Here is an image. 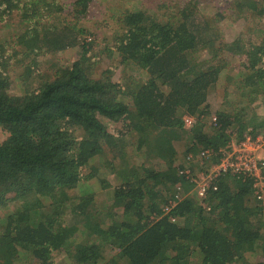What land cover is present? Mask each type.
I'll list each match as a JSON object with an SVG mask.
<instances>
[{"label":"trees","instance_id":"16d2710c","mask_svg":"<svg viewBox=\"0 0 264 264\" xmlns=\"http://www.w3.org/2000/svg\"><path fill=\"white\" fill-rule=\"evenodd\" d=\"M95 1L0 0V21L17 14L21 26L0 36V264H53L59 255L68 264H264V202L251 182L226 175L201 199L187 196L179 174L198 149L222 148L249 128L264 133V26L228 41L225 15L199 16L198 1L170 15L132 5L108 38V56L123 65L114 79V69L93 75L94 40H82ZM234 9L262 18L264 0ZM76 46L71 65L31 82L43 56ZM215 91L223 103L213 112ZM185 114L216 115L218 124L188 129ZM127 136L146 147V163L125 158ZM174 139L186 141L183 161ZM108 164L116 185L102 177ZM92 180L114 187L107 211ZM180 184L186 196L165 215Z\"/></svg>","mask_w":264,"mask_h":264},{"label":"rangeland","instance_id":"374dc122","mask_svg":"<svg viewBox=\"0 0 264 264\" xmlns=\"http://www.w3.org/2000/svg\"><path fill=\"white\" fill-rule=\"evenodd\" d=\"M189 0H96L94 5L91 6V12L86 19L81 21V24L88 29L87 33L82 36V40L87 42H93L91 46V50L87 54L90 57L91 61L95 63V73L94 76L99 75L103 70L114 69V79H118L123 76V65H121L118 61V58L113 57L110 58L108 56L107 48L112 45L109 42L108 38H111L113 33L118 28L117 18L121 16V12L127 10L132 5L141 4L145 9L149 10L151 13H156L161 15L162 13L167 12L168 15L176 6L184 5V3ZM199 3V16H208L213 17L217 13H222L225 17L219 22L220 29L223 30V37L228 41H233L234 38L240 33L245 32L246 37H249V26L250 24H255L259 26H264V15L262 18H257L256 15L250 13V10L244 11L243 17L238 18V12L234 9L235 4L238 0H194ZM245 2L246 0H240ZM248 1V0H247ZM240 12V10H239ZM247 13V15H245ZM164 16H161V18ZM165 18V17H164ZM19 16L16 14L13 19L5 18L0 21V36L2 34L11 35L15 32H18L21 28L19 24ZM13 20V21H11ZM7 26L6 24H8ZM90 38L92 41H88ZM81 48L76 46L73 48H68L67 50L57 53V54H47L43 56L40 60L39 64L36 66L39 70L34 74L36 77L31 81L33 84H39L40 82L51 78L57 68L61 66L71 65L74 60L80 57ZM39 59V58H38ZM235 62V61H234ZM237 72V71H233ZM18 83L16 87V92H20L23 90L24 83L21 80H17ZM219 91V90H217ZM215 91L210 97V106L213 109V112L217 110L221 104L223 103L221 94ZM222 93V92H221ZM262 101V99L260 100ZM255 104H258L255 103ZM258 112L261 115H264V107L259 106L257 108ZM264 134V133H259ZM6 137L5 131L0 129V141H3ZM128 138V149L127 154L129 157H125L129 162H132L136 165H141L142 163H146L149 157L147 153L146 147H142V149H137L135 145V138L131 136H127ZM233 139H239L236 134H234ZM173 144L176 146L178 150V161H183L181 157V153H184L186 147L185 139L177 140L174 139ZM200 150H197V153ZM183 156V155H182ZM104 161L96 160L97 164H102ZM155 162V161H153ZM152 162V163H153ZM187 166L186 161L184 160ZM183 162V163H184ZM111 164H108L107 167H104V170L101 168L102 177L105 180L111 182V184L116 185L120 179L119 176H116L115 173L111 172ZM116 166H120L118 163ZM195 169H199L201 167L199 162H195L192 164ZM93 185L92 189L96 190L97 200L100 202L103 211H107L108 206L111 202V194L113 193L114 187L103 188L100 181L92 180ZM80 191V190H79ZM255 200V199H254ZM205 205L208 203H204ZM206 209V208H205ZM207 210V209H206ZM97 215V214H96ZM98 216V215H97ZM99 221H105V218H99ZM81 228H84L81 226ZM80 234V233H79ZM77 234V235H79ZM80 237H83V234H80ZM18 262V261H17ZM22 264V262L20 263ZM53 264H68L66 261V257L64 255H59L56 257V260Z\"/></svg>","mask_w":264,"mask_h":264},{"label":"built area","instance_id":"2783aa9c","mask_svg":"<svg viewBox=\"0 0 264 264\" xmlns=\"http://www.w3.org/2000/svg\"><path fill=\"white\" fill-rule=\"evenodd\" d=\"M90 40V38H89ZM185 128H193L198 122L203 121L207 125L217 126L216 115L199 116L185 114L182 118ZM184 165L179 174L191 184L189 194H196L203 199L208 198L211 191L219 189V181L226 175H232L243 181H250L257 200L264 202V134L254 133L249 128L241 138L232 139L226 146L216 149L212 147L203 148L196 154L186 156ZM199 162L201 167L195 169L192 164ZM176 187L174 198L163 206V213L170 215L172 209L178 202L184 199V185ZM205 208L210 210L206 204ZM171 221L176 222L177 217L170 216Z\"/></svg>","mask_w":264,"mask_h":264}]
</instances>
